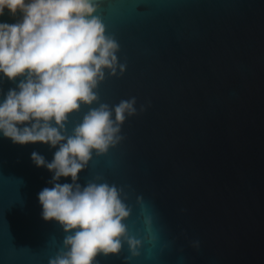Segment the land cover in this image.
I'll return each mask as SVG.
<instances>
[{
	"label": "water",
	"instance_id": "1",
	"mask_svg": "<svg viewBox=\"0 0 264 264\" xmlns=\"http://www.w3.org/2000/svg\"><path fill=\"white\" fill-rule=\"evenodd\" d=\"M98 5L125 67L100 84V102L135 97L137 115L78 182L123 188L125 223L140 241L138 255L125 242L99 264H264V0ZM17 18L5 9L0 22ZM15 86L0 74V101ZM56 150L0 133V264H49L63 247L62 226L43 219L38 198L53 173L31 158L51 162Z\"/></svg>",
	"mask_w": 264,
	"mask_h": 264
},
{
	"label": "clouds",
	"instance_id": "2",
	"mask_svg": "<svg viewBox=\"0 0 264 264\" xmlns=\"http://www.w3.org/2000/svg\"><path fill=\"white\" fill-rule=\"evenodd\" d=\"M98 6V0H0V17L5 9L18 17L12 24L0 22V74L16 84L0 101V133L17 144L57 149L51 162L31 154L37 167L53 173V186L38 194L42 217L57 221L65 233L49 264H99L100 256L119 255L125 242L139 254L140 241L125 223L132 209L124 189L98 182L100 177L78 182L93 154L105 155L120 144L124 122L137 115L135 97L115 106L100 102V84L125 67ZM84 106L88 111L69 132L71 118ZM67 177L71 183L59 182Z\"/></svg>",
	"mask_w": 264,
	"mask_h": 264
}]
</instances>
